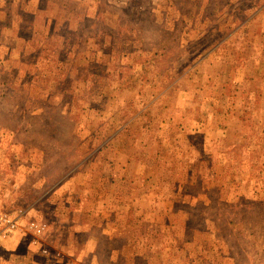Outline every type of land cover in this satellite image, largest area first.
<instances>
[{"label": "rangeland", "instance_id": "obj_1", "mask_svg": "<svg viewBox=\"0 0 264 264\" xmlns=\"http://www.w3.org/2000/svg\"><path fill=\"white\" fill-rule=\"evenodd\" d=\"M2 215L0 264H264V0H0Z\"/></svg>", "mask_w": 264, "mask_h": 264}, {"label": "built area", "instance_id": "obj_2", "mask_svg": "<svg viewBox=\"0 0 264 264\" xmlns=\"http://www.w3.org/2000/svg\"><path fill=\"white\" fill-rule=\"evenodd\" d=\"M20 220L21 216H10L2 215L0 216V241L8 238L12 232L20 230ZM38 227L30 228L31 231L38 230Z\"/></svg>", "mask_w": 264, "mask_h": 264}]
</instances>
